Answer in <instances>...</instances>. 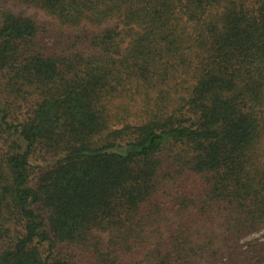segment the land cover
I'll use <instances>...</instances> for the list:
<instances>
[{"label":"trees","instance_id":"1","mask_svg":"<svg viewBox=\"0 0 264 264\" xmlns=\"http://www.w3.org/2000/svg\"><path fill=\"white\" fill-rule=\"evenodd\" d=\"M18 1L74 34L44 45L33 19L0 7V71L37 98L17 124L1 112L0 230L23 231L0 264H68L56 242L95 230L177 264L220 227L224 245L264 226V0ZM37 147L60 158L33 188ZM165 206L183 218L152 240Z\"/></svg>","mask_w":264,"mask_h":264},{"label":"rangeland","instance_id":"2","mask_svg":"<svg viewBox=\"0 0 264 264\" xmlns=\"http://www.w3.org/2000/svg\"><path fill=\"white\" fill-rule=\"evenodd\" d=\"M0 7L10 10L18 16L33 19L39 28L37 40L44 45L53 47L59 46V44L64 45L69 34H74V31L71 32V29L60 25L58 21L35 4L23 3L18 0H0ZM114 26L115 21L111 20L102 25L99 30ZM85 29H91V27L83 25L81 30ZM36 100L35 95L27 92L18 93L5 72L0 71V117L3 111L6 112L7 121L10 124L22 122L30 115ZM6 150L7 145L0 137V158ZM169 155H171L169 150L164 151L165 159L170 160ZM59 158V155L42 147L35 148L29 157L28 185L35 188L40 175L50 170ZM168 194L174 195L173 192ZM165 197L164 194H160L157 198L165 200ZM36 209L39 214L47 216L42 209L38 207ZM163 209L165 212L162 217L163 227L160 230L155 229V233L150 236L152 240L167 237L170 230L183 218V216L176 217L171 213L170 207L165 206ZM7 227V232L0 230V251L17 236H20L23 231L19 221L14 220ZM223 233L230 237L233 231L225 232L224 227L218 228L210 237L211 240L213 239V243H210L207 248L198 250L189 262L180 261L177 264H264V226L239 234L236 243L229 241L230 243L227 244L228 241H223L226 244L222 245L221 234ZM133 242L124 246L114 244L108 233L95 230L90 232L87 239L80 244L56 242L52 253L54 257L62 259L68 264H158V260L155 259V246L149 245L146 240ZM37 247L43 257L48 254L47 244H37ZM222 247L223 251H221Z\"/></svg>","mask_w":264,"mask_h":264}]
</instances>
